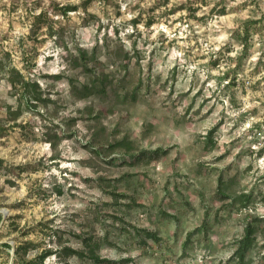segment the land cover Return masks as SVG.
I'll return each mask as SVG.
<instances>
[{
  "label": "rangeland",
  "instance_id": "1",
  "mask_svg": "<svg viewBox=\"0 0 264 264\" xmlns=\"http://www.w3.org/2000/svg\"><path fill=\"white\" fill-rule=\"evenodd\" d=\"M0 62V264H264V0H0Z\"/></svg>",
  "mask_w": 264,
  "mask_h": 264
},
{
  "label": "trees",
  "instance_id": "2",
  "mask_svg": "<svg viewBox=\"0 0 264 264\" xmlns=\"http://www.w3.org/2000/svg\"><path fill=\"white\" fill-rule=\"evenodd\" d=\"M73 9H76V6L67 5L63 8V12L68 13L70 10H73ZM249 34H250L249 28H245L243 35L248 37ZM246 41L247 40H245V42H244V46H246ZM83 55L86 56L85 52H83ZM107 76L108 75H106L104 72H102L101 75L97 76V79L94 81L95 86H92L93 85L92 82L90 84L85 85L84 86L85 95H89L90 93H92L93 89H95V87H97L96 86L97 82L102 81V83L104 82V84H105V82L107 81ZM10 77H11L10 82L12 83L13 86L17 87V83L20 82V87L23 90V92L25 93V95L27 96V98H30L33 100L41 99L42 92L40 89V84L37 80L25 78V75L21 72V70L15 68V67L11 68ZM102 83H101V85H102ZM101 90H104L103 86L101 87ZM10 113L13 114V116H14L13 119H17L18 116L21 114V111H20V109L10 110ZM1 127H2V124H0V129H1ZM105 131H106L105 126H102L101 129H97L95 131L94 136H93L92 141H91V146H93V148L95 149V152H97L98 154H102L105 151V149H109L110 151H113V150H116L117 147H125L128 149L132 148L131 143L129 142L128 139H122V140H119L116 142H110V143L102 142L99 139H101V137L103 136ZM212 132H213V130L210 131L209 137H211ZM47 137H48L47 138L48 141H50V143L55 145V146L58 143L57 138H58V140L60 139V137L56 133L53 134L52 132H49ZM56 158L57 157H53V159H56ZM247 196H248L247 194L243 195L242 201L245 200V198ZM0 219H1V214H0ZM255 230H256V226L254 224V221L253 220L248 221L247 224L245 225V230H244L245 234L243 235V237L239 241V246L237 247V250L235 252V255H239L240 264H245L246 252L253 243V240H254L253 235L255 233ZM152 235H156V234H152ZM88 244L90 245V248H89L90 254H88V255L90 258H92V260L95 263H97V264L110 263L112 261L108 258H102L96 252L95 246L94 245L92 246L91 243H88ZM27 250H28V247L26 245H23V244L16 247L15 255L17 256L20 264H45L46 257L52 253V250H45V251H42L37 256V258L27 260L25 258ZM60 251L63 253L64 256H71L73 254H78L81 256V255H84V253H85V252H82L81 250H76L70 246H63L60 249Z\"/></svg>",
  "mask_w": 264,
  "mask_h": 264
},
{
  "label": "clouds",
  "instance_id": "3",
  "mask_svg": "<svg viewBox=\"0 0 264 264\" xmlns=\"http://www.w3.org/2000/svg\"><path fill=\"white\" fill-rule=\"evenodd\" d=\"M128 31L130 32V31H132V29H131V28H129V29H128Z\"/></svg>",
  "mask_w": 264,
  "mask_h": 264
}]
</instances>
